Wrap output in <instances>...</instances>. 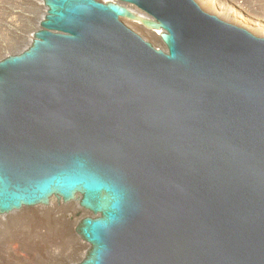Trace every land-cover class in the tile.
<instances>
[{
	"label": "water",
	"instance_id": "95a60500",
	"mask_svg": "<svg viewBox=\"0 0 264 264\" xmlns=\"http://www.w3.org/2000/svg\"><path fill=\"white\" fill-rule=\"evenodd\" d=\"M44 3L0 57V215L78 202L63 264H264V36L198 0Z\"/></svg>",
	"mask_w": 264,
	"mask_h": 264
},
{
	"label": "rangeland",
	"instance_id": "374dc122",
	"mask_svg": "<svg viewBox=\"0 0 264 264\" xmlns=\"http://www.w3.org/2000/svg\"><path fill=\"white\" fill-rule=\"evenodd\" d=\"M198 1L206 10L219 14L233 23L242 25L254 33L264 36V27L261 30L253 25V22H259L264 26V0ZM35 2L38 3V5L35 4ZM223 2L227 7L226 10H223L222 7H220V5L223 6ZM42 5L45 6L44 1L41 2L39 0H0V57L6 54L8 50L26 43L32 38V34L38 26L39 20L46 9V7L44 8ZM233 11L236 12L235 15L233 14ZM240 14H242V16ZM127 23L152 42L156 44L160 43L159 37L154 38L150 32L137 26L133 21H127ZM67 206L68 205L56 203V208L51 211V214H49L50 216H47L48 221H52L51 226L54 232L59 229L58 227H61V223L64 222L63 217L66 215L65 212ZM9 217L11 216L0 217V243L3 245L0 252V264H15L16 262V264H46L47 260L43 253L47 252L50 246H48L42 238V240H40L39 234L36 233L38 231H35L34 227L32 228L30 222L26 219L19 220L18 218H13V220L8 221L7 224H3L2 221ZM77 218L78 215L68 222L70 225L67 223L68 227H66V235H63L65 240L63 239V236L61 237V235H58V230L54 233V236L57 234L58 238H56V235L55 239H52L54 242H52L51 248H55L62 255H65L70 248H73L75 242L80 243L79 249L73 252L72 255H65L59 258L60 264L66 263L68 262L67 260L73 258L80 259L86 251V245L75 229L77 226ZM68 232H70L69 236ZM65 236L68 238L66 239ZM12 238L16 240L13 239V241ZM8 243L20 248L19 252L10 251L9 248H6Z\"/></svg>",
	"mask_w": 264,
	"mask_h": 264
},
{
	"label": "bare ground",
	"instance_id": "6f19581e",
	"mask_svg": "<svg viewBox=\"0 0 264 264\" xmlns=\"http://www.w3.org/2000/svg\"><path fill=\"white\" fill-rule=\"evenodd\" d=\"M39 1H41V2H43V1H45V0H39ZM211 1H213V0H211ZM215 1V0H214ZM217 1V0H216ZM35 4H37L38 5V3H36L35 2ZM45 4V3H44ZM222 4V3H221ZM225 5H224V2H223V6L222 5H220V7H222V9L224 10H226V6L224 7ZM42 7H46V6H44V5H42ZM133 8H134V6H133ZM46 10V9H45ZM44 10V11H45ZM233 14L235 15L236 14V12L235 11H233ZM45 15V12L43 13V16ZM237 15H239V14H237ZM241 16H242V14H240ZM43 16L41 17V19L43 18ZM240 17V16H239ZM12 21H13V19H12ZM134 22V21H133ZM137 26H139V27H141V28H143V29H146L148 32H150L152 35H153V37L154 38H158L159 37V34L161 33V31H159V30H157V31H153V30H149V29H147L146 27H144L142 24H140V22H134ZM253 25L256 27V28H258V29H261L262 30V28L264 27L262 24H260L259 22H253ZM38 28V26L35 28V29H37ZM32 37H33V34H32ZM32 39V38H31ZM31 39L29 40V41H31ZM28 41V42H29ZM18 47V46H17ZM17 47H15V48H17ZM15 48H12L11 50H13V49H15ZM5 55V54H4ZM56 203L57 204H59L57 201H56V199H53L51 202H50V204H48V205H39V206H37V207H34V208H24L23 210H21V211H23V212H21V211H19V212H16V213H12V214H9V215H0V217H7V216H11V217H9L8 219H6V220H3L2 221V223L3 224H7L8 223V221H10V220H13V218H18L19 220L20 219H26V220H28L29 222H30V226H32V228L34 227V229H35V231H38V232H36V233H38L39 234V236H40V240H44V242L48 245V246H50L49 247V249L47 250V252H45V253H43V254H45V257H46V264H60V262H59V258L61 257V256H70V255H72L73 254V252H75L77 249H79V247H80V243H78V242H75V244H73L74 246H73V248H70V250L65 254V255H62L61 253H59L55 248H51V244H52V242H54V240L52 241V239H55V236L57 235H55L54 236V233L57 231L58 232V235L60 236L61 235V237L66 233V227H68V225H67V223L68 222H70V220L72 219V218H74L76 215H78V218L76 219V225H78V223L80 222V220L82 219V218H84L85 216H87L89 213L86 211V210H84L83 208H81L80 207V205H79V203L78 202H72V203H61V204H64V205H68L67 207H66V215L63 217L64 218V222H62L61 223V227H58L59 229H57L55 232L52 230V226H51V222L52 221H48V219H47V216H50L49 214H51V211L52 210H54L55 208H56ZM16 214V215H15ZM13 215V216H12ZM49 218V217H48ZM51 218V217H50ZM28 222V223H29ZM69 224V223H68ZM60 225V224H59ZM70 225V224H69ZM29 226V225H28ZM57 228V227H56ZM29 229H30V227H29ZM69 230V229H68ZM67 230V231H68ZM69 233L70 232H68V236H69ZM19 234V233H18ZM58 235L56 236V238H58ZM66 235V234H65ZM19 237V236H18ZM37 237V236H36ZM54 237V238H53ZM61 237H59V238H61ZM66 237V236H65ZM42 238V239H41ZM68 237H66V239H67ZM81 238V237H80ZM14 238H12V240H13ZM62 239V238H61ZM63 239L65 240V238H64V236H63ZM82 239V238H81ZM14 240H16V239H14ZM13 240V241H14ZM83 241H84V243H85V245H86V250L88 249V247H89V244L84 240V239H82ZM56 241V240H55ZM8 242V241H7ZM10 242H12V241H10ZM41 242V241H40ZM43 242V243H44ZM22 243V242H21ZM58 243V242H57ZM10 244V245H9ZM50 244V245H49ZM38 245H39V243H38ZM42 245V244H41ZM3 245H2V243H0V252H1V247H2ZM10 246V247H9ZM6 248H9L10 249V251H14V252H19V249L20 248H17V247H15L13 244H11V243H8L7 244V247ZM47 248V247H46ZM23 249V248H22ZM25 249V248H24ZM44 251H46V250H44ZM43 251V252H44ZM21 252H22V250H21ZM25 252V251H24ZM42 252V251H41ZM31 253H33V252H31ZM35 253H36V251H35ZM25 254V253H24ZM36 255H37V253H36ZM30 256V255H29ZM28 256V257H29ZM33 256V255H32ZM31 257V256H30ZM29 257V258H30ZM21 258V257H20ZM32 258V257H31ZM67 261H70V262H73V261H75V259L73 258V259H70V260H67ZM17 263V262H16ZM15 263V264H16ZM14 264V263H13Z\"/></svg>",
	"mask_w": 264,
	"mask_h": 264
}]
</instances>
